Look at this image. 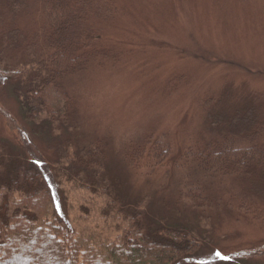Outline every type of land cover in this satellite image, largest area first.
Here are the masks:
<instances>
[{
    "label": "rangeland",
    "instance_id": "1",
    "mask_svg": "<svg viewBox=\"0 0 264 264\" xmlns=\"http://www.w3.org/2000/svg\"><path fill=\"white\" fill-rule=\"evenodd\" d=\"M46 3L0 0V179L13 160L38 165L71 228L92 242L116 241L123 221L107 213L143 201L165 225L184 223L199 238L202 249L183 264H264V162L224 176L182 160L232 139L264 150V0H84L72 34L90 62L63 80L76 130L55 139L35 135L23 107L47 76ZM152 140L169 161L132 169L126 155ZM94 141L104 145L105 178L59 162L61 151Z\"/></svg>",
    "mask_w": 264,
    "mask_h": 264
},
{
    "label": "trees",
    "instance_id": "2",
    "mask_svg": "<svg viewBox=\"0 0 264 264\" xmlns=\"http://www.w3.org/2000/svg\"><path fill=\"white\" fill-rule=\"evenodd\" d=\"M83 1L47 0L50 54L48 64L40 65V69L47 70V76L23 103L25 121L37 136L55 139L58 132L71 134L76 130L75 106L63 80L81 72L90 62L91 57L85 53L87 44L80 45L72 34L71 19ZM12 71L15 76L19 73ZM2 84L0 76V87ZM238 141L241 140L209 143L203 151L186 154L182 160L192 159L206 174L234 176L256 172V166L264 162V150L238 146ZM84 146L76 151H61L64 154L59 162L97 179L105 178L103 143L94 141ZM164 148L162 140H152L126 155V160L136 171L149 167V163H154L150 167L164 166L171 157ZM7 170L0 179V264H183L202 249L199 238L184 223L165 225L143 208V201L122 214L107 213L112 214V219L123 221L124 229L116 241L83 239L71 228L69 217L58 206L61 197L48 189L38 165L26 167L13 160ZM186 187L179 186L180 193L186 192L181 195L196 202L197 195L183 190ZM201 264L245 263L214 260Z\"/></svg>",
    "mask_w": 264,
    "mask_h": 264
},
{
    "label": "snow or ice",
    "instance_id": "3",
    "mask_svg": "<svg viewBox=\"0 0 264 264\" xmlns=\"http://www.w3.org/2000/svg\"><path fill=\"white\" fill-rule=\"evenodd\" d=\"M227 258V257H226Z\"/></svg>",
    "mask_w": 264,
    "mask_h": 264
}]
</instances>
